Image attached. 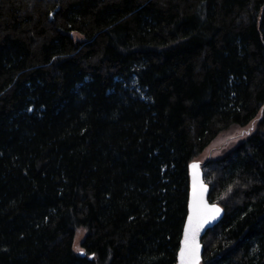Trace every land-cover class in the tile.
Returning <instances> with one entry per match:
<instances>
[{
	"label": "trees",
	"instance_id": "1",
	"mask_svg": "<svg viewBox=\"0 0 264 264\" xmlns=\"http://www.w3.org/2000/svg\"><path fill=\"white\" fill-rule=\"evenodd\" d=\"M252 122L202 264H264V0H0V264H175Z\"/></svg>",
	"mask_w": 264,
	"mask_h": 264
},
{
	"label": "water",
	"instance_id": "2",
	"mask_svg": "<svg viewBox=\"0 0 264 264\" xmlns=\"http://www.w3.org/2000/svg\"><path fill=\"white\" fill-rule=\"evenodd\" d=\"M202 164L203 162L201 161L193 160L189 163V166H188V169H189L188 210H187V215L185 217L182 232H181V237H180L179 247L177 250V257H176L175 264H181L180 251H181V248L184 246L183 242L185 240V229L189 225V216L192 213L191 205L193 202L194 187H195V191L198 194L201 193V188L203 189L202 191L203 203L207 205L209 209L213 207L219 209L218 213L208 215L207 218L204 220V222L200 224L199 230L196 232L195 244L198 245L199 248H198V252L196 253L195 264H202V254L204 250V247L202 244L203 236L206 234V232L211 227L215 226L224 215L223 207L218 203L211 202L208 198L209 186L204 181ZM192 165H196V167L193 168Z\"/></svg>",
	"mask_w": 264,
	"mask_h": 264
},
{
	"label": "snow or ice",
	"instance_id": "3",
	"mask_svg": "<svg viewBox=\"0 0 264 264\" xmlns=\"http://www.w3.org/2000/svg\"><path fill=\"white\" fill-rule=\"evenodd\" d=\"M192 167L195 168L196 165H192ZM202 191L203 189L201 188V193L198 194L194 187L193 202L191 205L192 213L189 216V225L185 229L184 246L180 251L181 264H195L196 253L199 248V246L195 244L196 232L208 215L219 212V209L215 207L209 209L207 205L203 203Z\"/></svg>",
	"mask_w": 264,
	"mask_h": 264
},
{
	"label": "rangeland",
	"instance_id": "4",
	"mask_svg": "<svg viewBox=\"0 0 264 264\" xmlns=\"http://www.w3.org/2000/svg\"><path fill=\"white\" fill-rule=\"evenodd\" d=\"M74 38H82L78 33H73ZM255 122H252L246 126L238 127L232 126L229 129L221 132L205 149L195 158V160L203 162L206 159L218 157L229 148L236 145L253 129ZM83 233L77 234L74 238L73 248L76 251L81 250V239Z\"/></svg>",
	"mask_w": 264,
	"mask_h": 264
}]
</instances>
